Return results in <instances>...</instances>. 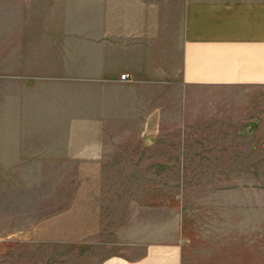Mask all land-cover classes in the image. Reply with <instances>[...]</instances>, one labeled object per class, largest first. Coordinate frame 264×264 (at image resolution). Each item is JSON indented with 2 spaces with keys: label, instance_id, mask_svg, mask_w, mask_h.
Listing matches in <instances>:
<instances>
[{
  "label": "rangeland",
  "instance_id": "1",
  "mask_svg": "<svg viewBox=\"0 0 264 264\" xmlns=\"http://www.w3.org/2000/svg\"><path fill=\"white\" fill-rule=\"evenodd\" d=\"M54 5L39 1L32 67L38 80L0 82V123L11 128L7 147L38 154V161L7 163L8 170L29 177L39 171L33 178L37 204L30 209L23 187L20 219L24 226L36 219L40 225L38 242L8 244L0 264H82L85 233L88 239L97 234L101 245L92 248L104 251L175 241L183 264H264V131L239 136L241 131H179L164 124L151 137L162 136L166 144L142 146L145 118H158L159 102L175 89L178 69L169 61L179 56L178 6L167 12L165 76L136 82L121 80L124 71L118 81H82V62L93 60L91 50H82V11L74 7L64 18L63 7ZM95 21L103 20L88 13V22ZM145 40L150 57L145 51L148 58L134 62L154 68L160 63L154 54L161 52L146 34ZM28 53L23 61L30 73ZM211 140L242 144L230 156ZM47 217L49 226L43 224Z\"/></svg>",
  "mask_w": 264,
  "mask_h": 264
},
{
  "label": "crops",
  "instance_id": "2",
  "mask_svg": "<svg viewBox=\"0 0 264 264\" xmlns=\"http://www.w3.org/2000/svg\"><path fill=\"white\" fill-rule=\"evenodd\" d=\"M39 1L0 0V82L38 80V71L33 72L32 67L33 51L38 49L41 32ZM43 1L62 6L64 18L70 16L69 10L74 7L82 11L79 32L84 44L82 50H91L89 56L93 59L89 63L82 62V67L85 66L82 81H118L119 71L126 72L128 78L131 76L136 82L154 81L157 77L160 81L168 65L166 19L171 15L167 12L172 6H178L179 56L169 64L178 69L179 75L174 92L159 102L158 118H145L142 146L166 144L162 136L151 137L152 129L157 130L158 135L164 124L179 131H241L239 136L264 131V0ZM6 3L12 6L6 8ZM109 7L116 10L111 11ZM98 10L100 14L93 13ZM48 13L54 15V11ZM88 13L104 22L95 21V25L88 22ZM113 18H116V26ZM107 22L109 25L104 26ZM145 34L152 38L153 46L158 44L161 52L154 54L160 59V63H154V68L150 62L142 66L134 62V59L150 57L151 45L146 42ZM66 35H70L69 25ZM87 43L93 45L87 47ZM28 52L30 73L23 61L28 58ZM156 121L158 124L152 127ZM7 129L11 128L0 123V253L8 244L38 242L40 229L37 219L24 226L19 213L23 187L27 188L24 193L29 195L30 209L37 204L35 188L38 185L33 178L38 177V169L34 174L31 170L30 177L27 172L7 169L8 162L38 161V154H17L16 150L13 153L6 144ZM12 129L33 130V127ZM251 142L248 140L246 144ZM209 143L223 147L219 148L223 150L221 153L230 156L235 153V146L242 144L231 140ZM215 152L220 151L217 148ZM50 223L53 221L47 217L43 224L49 226ZM97 242L101 245L97 234H89V239L87 233L82 234V264H183V250L175 241L110 251L92 248Z\"/></svg>",
  "mask_w": 264,
  "mask_h": 264
},
{
  "label": "built area",
  "instance_id": "3",
  "mask_svg": "<svg viewBox=\"0 0 264 264\" xmlns=\"http://www.w3.org/2000/svg\"><path fill=\"white\" fill-rule=\"evenodd\" d=\"M128 77H129V76H128L127 74H126V75H121L120 79H121V80H127Z\"/></svg>",
  "mask_w": 264,
  "mask_h": 264
}]
</instances>
